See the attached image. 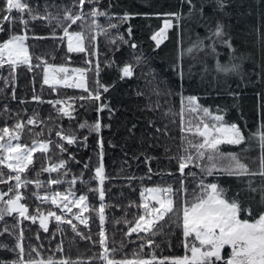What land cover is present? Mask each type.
<instances>
[{
	"label": "trees",
	"instance_id": "1",
	"mask_svg": "<svg viewBox=\"0 0 264 264\" xmlns=\"http://www.w3.org/2000/svg\"><path fill=\"white\" fill-rule=\"evenodd\" d=\"M24 2L38 17L63 15L65 8H70L73 14L82 11L84 20L73 24L70 31H81L86 37L96 38L91 42L85 40L86 51L69 52L65 39H60L63 36L61 27L42 18L32 20L27 13L20 14L15 10L6 13L3 11L4 0H0V17L7 14L15 20H0L5 29L0 32V42L12 34H26L30 55L29 64L0 67V129L14 130L16 123L23 122L25 126L19 134V143L30 147L33 141L49 145L47 151L36 149L32 154L33 163L20 174L22 180L31 181L26 187L15 189V179L9 180L8 176L14 177L16 173L0 165L4 174L0 177L4 181L0 183V192L7 193L0 200V209L15 191H19L23 196L20 203L27 208L25 215L29 217L13 212L5 213L0 219V245H7V248L0 247V261L17 259L19 249H12L22 242L24 259L46 260L51 257L57 261L105 264L99 259L104 253L99 244L101 203L105 205L103 230L107 247L115 249L110 252V259L182 256L188 252L182 226L177 227L173 221L180 214L179 223L182 225L184 202H192L199 195L202 178L205 184L217 181L227 189L229 197L240 192L244 207H251L254 216L264 211V206L257 203L259 193L247 191L248 177L206 175L197 167L198 160L185 168L182 175L176 159L186 155L184 148L187 144L182 142V136L191 138L193 143L201 140L198 136L181 132L178 115L181 93L184 97L196 96L199 105L209 108L214 115H224L229 123L238 124L246 137L264 121V0H228L224 10L217 9L214 0H192L196 9L203 7L207 21L195 11L190 17L191 6L185 0H86L83 8L78 0ZM93 8L107 13L95 18L100 28L90 27L93 18L87 14ZM169 13H180L182 19L176 21L166 15ZM125 14L130 18L121 20ZM20 15L29 21L26 29L15 19ZM166 18L172 20V27L166 31V39L157 46L152 37ZM217 21L226 26L224 39H231V48L217 38H206L208 25L214 29ZM53 28L56 38H53ZM101 28L107 30L106 34L100 31ZM198 39L203 41L204 47L187 53L186 50ZM213 43L215 51L210 47ZM137 58H140L139 63ZM218 62L229 67L239 65V71L219 72ZM45 64L85 69L86 88L44 84ZM125 65L132 66L133 75L121 78V69ZM177 66L183 76L178 74ZM103 87L108 91L104 92ZM97 91L99 101L88 99L90 93L95 95ZM103 105L107 107L100 110ZM61 108L70 112L71 118L63 115ZM169 109L177 115H166ZM217 109H220L219 113ZM30 118L36 121L32 125L27 124ZM199 119L197 113L189 114L185 109V127L189 120L195 126ZM97 121L102 126L99 133L90 132L88 127H79L82 123L92 125ZM57 132L75 136L76 142L68 144L57 136ZM100 140H103V184L95 176V169L101 163ZM60 145L66 151L62 152ZM234 147L230 146L231 149ZM242 158L251 169H258V160L253 163L246 153ZM61 160L65 167L54 172L43 171L58 165ZM74 177L76 183L72 184ZM57 179L63 182L48 183ZM252 180L253 186L259 185V176ZM35 181L41 182L40 187ZM181 181L186 193L182 191ZM150 186L171 187L175 211L160 222L156 235L144 232L127 235L129 227L142 215L140 190ZM9 188L14 191L9 192ZM101 189L104 191L103 201L99 195ZM69 190L75 193L74 198L86 196L80 216L88 220L87 225L81 224L73 212L67 213L58 203H52L53 194L66 195ZM45 196L48 199H44ZM49 212L62 216L64 221L72 220L76 231L66 222H57L54 216L48 217V230L45 231L40 225V217ZM33 216L35 221L31 219ZM245 216L242 214V218ZM147 239L154 241L152 246H147ZM142 243L145 244L143 249L140 247ZM188 243L199 244L194 237H190ZM33 248L39 255L37 252L28 255Z\"/></svg>",
	"mask_w": 264,
	"mask_h": 264
},
{
	"label": "snow or ice",
	"instance_id": "2",
	"mask_svg": "<svg viewBox=\"0 0 264 264\" xmlns=\"http://www.w3.org/2000/svg\"><path fill=\"white\" fill-rule=\"evenodd\" d=\"M86 0H78V3L81 8L85 5ZM91 2V0H89ZM191 7L189 10V16L191 17L194 11L201 17H204L207 21V17L204 16L203 7L196 9L195 5L192 3V0H185ZM215 6L219 10H224L228 5V0H214ZM16 11L20 14L27 13L32 20L36 19H46L50 24L54 23L56 27H61L63 31V36L60 39H67L68 51L69 52H84L85 40L88 39L89 42L95 40V36L86 37L81 31H70V28L73 24H76L78 21H83L85 14L81 11L78 14H73L70 8H65L63 15L53 16L48 14L45 17H38L34 15V9L29 7L27 2L24 0H4L3 11L6 13H12ZM87 15L93 18L92 25L90 27L100 28V25L96 23L95 18L99 16L107 15L106 12H101L98 9L93 8ZM168 17L174 18L176 21H180L182 16L180 13H169L166 14ZM129 14H125L121 17V20L129 19ZM19 23L23 24L25 29L28 26L29 21L23 18V15H20L15 18ZM0 20L9 21L13 20V17L10 15H3L0 17ZM15 22V20H13ZM70 22V23H66ZM83 27V25H81ZM109 27H116V25H109ZM172 27V20H165V27L160 29L152 39L156 41L157 46H159L164 39H166V30ZM225 25L217 21L215 23L214 29L211 24L208 25L209 35L207 39L217 38L222 43L232 47L231 39H224L227 33L225 32ZM5 31L4 27L0 25V32ZM100 31L106 34V29L101 28ZM131 32V29H129ZM53 38L55 37V28H53ZM28 39L26 34H12L7 39L0 42V67L4 64L9 65L10 67H15L19 64H28L29 55L28 48L25 45V41ZM123 39V37H121ZM135 47V45H132ZM204 47L203 41L199 40L194 43L186 51L187 53H192L193 50H201ZM212 50L215 51L214 43L210 45ZM181 53V57L183 56ZM140 62V58H137V63ZM39 66V65H37ZM240 66L232 64L230 67L221 65L217 63V71L219 72H238ZM99 69L97 68V71ZM67 69L60 67L55 68L48 66L44 68V84L54 83H65L68 87H84L83 82L79 84H68L67 77L63 79L58 78L59 73H67ZM80 71V70H74ZM122 77H131L133 75V68L131 65H125L122 69ZM178 74L183 76L182 70L177 66ZM103 91L107 92L108 88L103 87ZM157 94H159L157 92ZM181 95L180 103V112L178 115L181 118V132L191 134V136H198L201 138L200 142L193 143L191 138L185 136L181 137L182 142H186L187 147L184 148L186 155L178 156L179 171L183 175L185 168L190 164L195 163L196 160L207 161V163L201 168V171L211 176L215 173L224 174L228 176H235L237 178L248 177L247 181V191L250 193H259L258 204L264 206V121L261 122L260 126L256 131L251 132L247 137L242 131L241 127L236 123H229L225 120V116L222 114H213L212 111L207 107H202L197 102L196 96L184 97ZM15 98V97H13ZM33 99H39L38 97H33ZM84 99V97H81ZM88 99H94L96 101L100 100L99 91L95 95L89 94ZM59 103V102H57ZM159 107V105H156ZM106 105L101 106L100 110H103ZM185 109H187L189 114L197 113L200 117L199 121L193 126V122L189 120L187 126L185 127L184 115ZM60 111L65 116L71 118V113L67 110L61 108ZM217 112H220V109H217ZM166 115H177L169 109ZM36 121L33 118L28 119L27 124L32 125ZM24 123L18 122L14 126V130H10L8 127L0 129V165L6 166L8 169L16 173L13 177L12 175L8 176V179H15L16 185L15 189H20L22 186L26 187L31 181L22 180L21 173L33 163L32 154L36 151L37 141H33V145L30 147L28 145H22L19 143L20 133L24 129ZM80 128L88 127L89 131H95L97 133L101 130V124L97 121L95 124L88 125L87 123H82L79 126ZM106 127H110L106 126ZM57 136H61L62 139L66 140L68 144H73L76 142V137L73 135H64L62 132H57ZM5 136L8 137V140L5 141ZM87 137H85V141ZM13 141H16L13 143ZM255 141L256 146L259 149V166L257 170H253L249 167L247 163L244 162L242 158V153L250 151L252 142ZM247 143L249 147L242 148L241 152H224L221 150V145H242ZM40 150L47 151L48 143L39 144ZM99 147L101 149L100 157L101 163L95 169V176L100 179V183L103 184L104 181V168L102 163L103 157V140L99 141ZM60 150L66 151L63 145H60ZM194 153V154H193ZM218 161H224L221 167L218 168ZM256 163L255 160L252 161ZM65 167V162L60 161L58 165H52L50 168L43 169V171L54 172L60 168ZM87 167V165H85ZM197 167H200L197 164ZM151 171V169H149ZM192 174V173H190ZM3 172L0 171V177H3ZM194 175V174H192ZM259 176L260 183L258 186H253V177ZM4 181L0 179V183ZM63 181L61 180H50V184H60ZM37 187H40L41 182L35 181ZM72 184L76 183L75 177L70 182ZM182 191L187 192L183 188ZM199 195L195 197L192 202L185 200L182 207V225L179 223L181 217L180 214H177V219L173 221L176 223L177 227L182 226V234L185 239V249L190 252V255L186 254L183 257L173 258L170 264H264V211L260 212L258 216L253 215V209L251 207H244L243 201L240 199L241 193L237 192L233 196L229 197L227 189L218 185V183H204L203 178L199 184ZM9 192H13V188H9ZM145 192L150 194L151 199L155 201V204L158 205L150 207L145 197ZM173 189L171 187L160 188L152 187L146 188L141 192V197L144 202L139 205L144 209V214L140 215L134 223V226H130L127 235L132 233H149L150 235H156V229L159 228L161 221L165 219L166 216L175 211L174 201L168 195L171 194ZM7 193L0 192V200H3L4 196ZM100 199H104V191L100 190ZM60 196L62 198L63 207L71 212L72 208L69 207L68 196H75V193L69 190L67 195L61 193H55L52 196V203L56 204V197ZM39 198V197H38ZM23 199L22 194L19 191H15V195L12 198H9L5 201V207L0 209V219L3 218L4 214H11L13 212H18L20 216L26 217L27 208L24 204L20 203ZM44 199H48L47 196ZM86 196L81 195L78 199H73L72 204L76 206H81L83 202L86 201ZM255 199V197H252ZM105 205L100 204L99 208V221L101 225V231L99 232V244L104 248V253L99 257L105 264H154L156 257L153 255L151 259H123V260H114L109 258L110 252H115V249H109L107 247V237L105 231L103 230V225L105 223L104 215ZM242 214H246L245 218H242ZM55 217L57 222H66L73 228V231H76V225L72 223V220L64 221L62 216L56 215L54 212H49L47 216L40 217L41 227L47 231V219L48 217ZM35 221L36 217H31ZM76 219L80 221L81 224L87 225L88 220L80 215L76 216ZM126 223H130L125 221ZM119 223V221H117ZM162 231V229H159ZM7 231V229H6ZM194 237L195 241L199 242V246L196 243L189 244L188 239ZM84 239H91V237H82ZM22 240V235L20 237ZM39 239V237H37ZM143 239V238H142ZM154 243L153 240L147 239V246H152ZM225 246H228L231 251L230 254L225 258L222 253L225 249ZM0 247L7 248V245H0ZM141 249L145 247V244L140 245ZM19 249L18 258L11 261H0V264H83L82 261L70 262L68 260H54L49 257L45 259H24L25 248L22 242H18L15 245V248L12 250L15 251ZM62 250V249H61ZM32 252H37V249L33 248L28 255L31 256ZM164 258L159 260L158 264H165Z\"/></svg>",
	"mask_w": 264,
	"mask_h": 264
},
{
	"label": "rangeland",
	"instance_id": "3",
	"mask_svg": "<svg viewBox=\"0 0 264 264\" xmlns=\"http://www.w3.org/2000/svg\"><path fill=\"white\" fill-rule=\"evenodd\" d=\"M166 19H170V18H166ZM166 19H165V20H166ZM165 20H164L163 23H162V27H161V29L165 27ZM168 29H169V28H168ZM168 29H167V30H168ZM167 30H166V31H167ZM159 31H160V30H159ZM159 31H157V32H159ZM157 32H156V33H157ZM156 33H155V34H156ZM155 34H154V35H155ZM165 34H166V33H165ZM21 35H23V33H22ZM64 39H65L66 46H67V49H68L67 39H66V38H64ZM155 42H156V41H155ZM25 45H26V47H27L26 41H25ZM27 48H28V47H27ZM28 55H29V51H28ZM29 58H30V55H29ZM29 63H30V59H29ZM29 63H28V64H29ZM48 66H52V67H55V68H60V67L66 68V69L68 70L67 73H59V74H58V78L63 79V78L66 76V77H67V83H68V84H72V85L79 84V83L83 82L84 87H76V88H81V89H85V88H86L85 69H83V68H81V67H77V66L56 65V64H45V65H44V68H45V67H48ZM74 70H80V71H74ZM43 80H44V70H43ZM48 85H52V86H66V87H68L65 83H59V84L49 83ZM73 87H75V86H73ZM7 140H8V137L5 136V141H3V142H6ZM15 142H16V141H13V143H15ZM39 144H40V143H39ZM39 144H36V149H40ZM230 146H231V147H232V146H236V147H238V148L234 147V149H231ZM246 147H249V145L246 144V145L243 146V147H239V146H237V145H221V150L224 151V152H241V149H242V148H246ZM242 154H243V153H242ZM246 154H249V155L251 156L252 160H256V162H257L258 157H259V149H258V147L256 146L255 141L252 142L251 149H250V151L246 152ZM198 161H199L198 164L200 165L199 168H200V170H201V168L207 163V161H206V160H205V161H200V160H198ZM224 163H226V162H224V161H218V162H217V164H218V168L221 167ZM257 165H259V162H258ZM214 173H215V172H214ZM205 174H206V173H205ZM206 175H207V174H206ZM209 183H218V182H217V181H211V182H209ZM218 185H219V183H218ZM152 187H157V186L143 187V188L140 190V205L144 202L143 198L141 197V192H142L144 189H146V188H152ZM160 188H167V187H160ZM63 195H65V194H63ZM66 195H67V194H66ZM163 195H168V196H170L171 199H173V193H171V194H163ZM145 197L147 198V202L149 203L150 207H152V206H156V207H158V205L155 204V201H153V200L151 199L150 194H148L147 192H145ZM73 199H78V198H74L73 196H68L69 207H71L72 210H73V211H71V212H73L72 215L76 217L77 215H80V214L83 213V204H82L81 206L78 207V206H76V205H74V204L71 203V201H72ZM56 200H57V203L59 204V206H60L62 209L65 210V212L70 213V212H68V211L63 207V203H64V202L62 201V198H61L60 196H57V197H56ZM141 209H142V215H143V214H144V209H143L142 207H141ZM132 226H134V224H133ZM197 246H199V244H198ZM230 251H231V249H230L228 246H225V249L223 250L222 255H223L225 258H227V256L230 254ZM186 254L190 255V252H187V253H185L184 255H186ZM184 255H182V256H170V257H156V260L154 261V263H157V264H158L159 260L164 259V258H168L167 260H165V263H170L171 260H172L173 258H176V257H183ZM152 257H153V256H151V257H144V258H130L129 260H131V259H151Z\"/></svg>",
	"mask_w": 264,
	"mask_h": 264
}]
</instances>
